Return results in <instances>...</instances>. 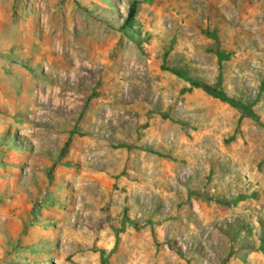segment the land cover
I'll return each instance as SVG.
<instances>
[{
  "label": "rangeland",
  "instance_id": "obj_1",
  "mask_svg": "<svg viewBox=\"0 0 264 264\" xmlns=\"http://www.w3.org/2000/svg\"><path fill=\"white\" fill-rule=\"evenodd\" d=\"M0 264H264V0H0Z\"/></svg>",
  "mask_w": 264,
  "mask_h": 264
},
{
  "label": "trees",
  "instance_id": "obj_2",
  "mask_svg": "<svg viewBox=\"0 0 264 264\" xmlns=\"http://www.w3.org/2000/svg\"><path fill=\"white\" fill-rule=\"evenodd\" d=\"M136 11H137V8H136V5H132L131 8H130V11H129V16L125 22V24L127 25L133 18L134 16L136 15ZM220 59H223L225 58L226 56H228V54L226 53H223L222 51L218 50L217 51ZM193 83L197 86H200L202 87L204 90H206L207 92L215 95V96H218L220 97L221 99H224V100H229L235 104H238V105H241L243 110L245 112H247L249 115H251L252 117L256 118L254 112L252 111V109L249 107V106H246L232 98H230L225 92L221 91V90H215L213 88H211L210 86H208L207 84L203 83V82H199V81H195L193 80ZM257 119V118H256Z\"/></svg>",
  "mask_w": 264,
  "mask_h": 264
}]
</instances>
